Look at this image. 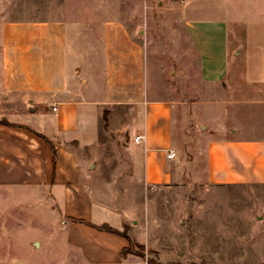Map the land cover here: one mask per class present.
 <instances>
[{
  "label": "crops",
  "instance_id": "crops-1",
  "mask_svg": "<svg viewBox=\"0 0 264 264\" xmlns=\"http://www.w3.org/2000/svg\"><path fill=\"white\" fill-rule=\"evenodd\" d=\"M212 13L214 36L188 22L201 78L212 86L210 102L201 106L212 105L213 117L230 107L235 121L234 108L264 109V0L213 3ZM233 22H246L245 29ZM74 25L65 18L13 20L0 29L1 92L29 109L19 122H0V187L34 190L51 205L53 222L44 231L58 233L61 252L88 264H122L130 258L122 255L129 239L99 228L123 231L129 222L114 201L118 181L98 180L89 163L100 144L101 117L105 109L125 111L118 130L134 131L125 140L131 178L142 187L169 184L177 165V105L154 95L145 45L125 22H105L98 43L76 37ZM226 129L222 123L219 136L203 147L207 181L264 184V127L256 134L242 124L232 134ZM138 135L145 136L140 143ZM0 264L29 263L19 256L2 257Z\"/></svg>",
  "mask_w": 264,
  "mask_h": 264
},
{
  "label": "rangeland",
  "instance_id": "rangeland-1",
  "mask_svg": "<svg viewBox=\"0 0 264 264\" xmlns=\"http://www.w3.org/2000/svg\"><path fill=\"white\" fill-rule=\"evenodd\" d=\"M213 3L224 7L227 0H0V29L13 20L65 18L75 24L76 37L98 43L105 22H125L145 45L154 95L177 105V165L169 184L142 187L140 179L131 178L125 140L130 136L132 141L134 131L126 135L118 130L125 111L105 109L101 117L100 144L92 148L95 154L89 163L98 180L118 181L114 201L129 215L120 232L129 237L123 258H130L122 264H264V184H212L204 174L203 147L219 136L222 123L228 134L241 124L251 134L264 127L261 108H234L239 122L235 123L227 115L233 112L230 107L213 117L212 105L201 106L210 102L212 86L201 78L188 22L214 36ZM233 23L240 31L245 29L246 22ZM1 88L0 81V122L21 121L20 112L28 115L29 109L10 102ZM128 116V123L136 120ZM51 211L34 190L0 187V258L22 256L29 264H88L59 250L64 242H57L56 231L46 235L45 224L53 222ZM46 237L41 244L40 238Z\"/></svg>",
  "mask_w": 264,
  "mask_h": 264
},
{
  "label": "trees",
  "instance_id": "trees-1",
  "mask_svg": "<svg viewBox=\"0 0 264 264\" xmlns=\"http://www.w3.org/2000/svg\"><path fill=\"white\" fill-rule=\"evenodd\" d=\"M105 114H106V112L104 113V116H105ZM106 119V118H105ZM8 124V123H7ZM53 153H54V155H55V149H54V146H53ZM100 229H102V230H107V231H110V232H113V233H116V234H121V235H123V236H125L126 238H128L129 239V237L126 235V234H122L120 231H118L117 229H114V228H112V227H110V226H108V225H103V226H101V227H99ZM130 241V240H129ZM127 250L128 249H123V251H122V255L123 256H125L126 255V252H127Z\"/></svg>",
  "mask_w": 264,
  "mask_h": 264
},
{
  "label": "built area",
  "instance_id": "built-area-1",
  "mask_svg": "<svg viewBox=\"0 0 264 264\" xmlns=\"http://www.w3.org/2000/svg\"><path fill=\"white\" fill-rule=\"evenodd\" d=\"M145 136L144 135H138L135 137V142L140 143L144 140ZM169 158H174L176 156L175 152L171 151L168 154Z\"/></svg>",
  "mask_w": 264,
  "mask_h": 264
},
{
  "label": "water",
  "instance_id": "water-1",
  "mask_svg": "<svg viewBox=\"0 0 264 264\" xmlns=\"http://www.w3.org/2000/svg\"><path fill=\"white\" fill-rule=\"evenodd\" d=\"M202 127H204V126H202ZM34 244H35V245H38V244H39V242H37V241H36Z\"/></svg>",
  "mask_w": 264,
  "mask_h": 264
}]
</instances>
